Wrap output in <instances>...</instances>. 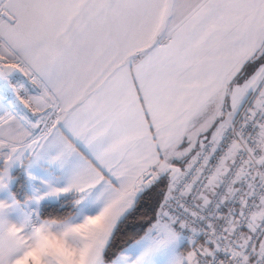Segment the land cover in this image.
I'll return each mask as SVG.
<instances>
[{"label":"snow or ice","instance_id":"1","mask_svg":"<svg viewBox=\"0 0 264 264\" xmlns=\"http://www.w3.org/2000/svg\"><path fill=\"white\" fill-rule=\"evenodd\" d=\"M0 264H264V0H0Z\"/></svg>","mask_w":264,"mask_h":264},{"label":"trees","instance_id":"2","mask_svg":"<svg viewBox=\"0 0 264 264\" xmlns=\"http://www.w3.org/2000/svg\"><path fill=\"white\" fill-rule=\"evenodd\" d=\"M162 189H157V191H161ZM151 215V213H149ZM147 219V216L144 215L143 211L140 215L137 216L135 221H132L131 223L140 225L145 223ZM132 238V232L131 231H125L124 228H121V231L117 233L115 240L113 241V247L110 250L109 255H112V253L118 252L119 249L124 247Z\"/></svg>","mask_w":264,"mask_h":264},{"label":"built area","instance_id":"3","mask_svg":"<svg viewBox=\"0 0 264 264\" xmlns=\"http://www.w3.org/2000/svg\"><path fill=\"white\" fill-rule=\"evenodd\" d=\"M219 157H217V159H218ZM216 163V161H213V164H215Z\"/></svg>","mask_w":264,"mask_h":264}]
</instances>
